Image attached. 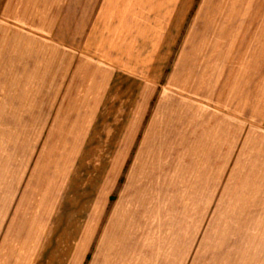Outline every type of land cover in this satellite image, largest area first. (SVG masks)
Here are the masks:
<instances>
[{"label":"rangeland","instance_id":"1","mask_svg":"<svg viewBox=\"0 0 264 264\" xmlns=\"http://www.w3.org/2000/svg\"><path fill=\"white\" fill-rule=\"evenodd\" d=\"M41 4L34 13L21 9L29 23L24 30L44 37L53 31L57 42L81 53L83 70L69 73L82 87L75 84V92L102 91L103 100L89 98L95 99L88 105L91 113L80 117L64 119L63 112L60 119H43L51 109L41 103L40 118L32 117L35 112L16 118L21 81L16 66L8 73L0 67V255L29 259L37 247H12L15 225L37 223L40 239L47 225L53 228L47 239L55 240L54 264H67L69 239L72 255L75 246L82 251L80 264H92L98 246L107 240L122 243L128 227L136 225L143 234L147 225H164L165 235V225L192 208L202 185L186 176L189 169L177 166L178 129L198 127L211 112L208 107L248 117L261 113L264 125V87L223 84L231 73L233 79L244 75L256 59L264 67V0ZM23 82L30 101L33 88L30 80ZM78 123L83 127L76 134ZM30 179L34 182L27 184ZM113 222L120 228L116 238L107 232Z\"/></svg>","mask_w":264,"mask_h":264},{"label":"crops","instance_id":"2","mask_svg":"<svg viewBox=\"0 0 264 264\" xmlns=\"http://www.w3.org/2000/svg\"><path fill=\"white\" fill-rule=\"evenodd\" d=\"M41 1L45 0H3L0 6V67L7 73L16 70V81L18 78L21 81L17 84L21 87V95L14 101L18 106L16 118L26 117L30 112L37 114L34 113L33 118H40L41 103L48 106L47 110L51 109V116H43V119H60L63 112H66L64 119L73 118L76 113H80L79 117L90 114L88 105H92L95 99L102 101L103 92L101 89L99 94L87 91L79 95L75 92V84L80 90L82 87L69 73L77 67L83 70L82 54L73 51L76 49L68 43L57 42L52 37L53 31L44 37L46 35L39 31L33 34L24 30L29 23L23 19L21 9L34 13V8L37 11L41 7ZM36 13L38 15L39 11ZM47 17L49 22L54 15L45 19ZM71 20L66 18L65 23ZM258 61L256 59L249 68L246 67L244 75L233 79L231 73L228 82L224 79V87L263 88L264 67ZM25 78L30 80L33 88L31 102L23 95ZM58 97L61 100L57 108L54 104ZM91 97L95 99L89 102ZM225 106L227 110L228 104ZM207 110L211 112L198 127L188 130L182 126L181 132L177 130L174 149L177 166L189 169L191 174L186 176L202 185L193 198L192 208L178 214L175 223L166 224L165 235L162 234L164 225H147L150 229L143 234L141 229L136 230V225L128 227L130 233L122 236V243L107 240L106 245L98 246L92 264H264V125L259 117L261 113L248 117L242 112L238 115L226 112L221 107H208ZM193 122L196 125L194 118ZM82 127L78 123L72 130L76 129L79 134L77 130ZM200 169L206 174L200 175ZM187 178L186 182L190 180ZM32 182L30 179L27 184ZM107 227L111 229L107 228V232H111L112 238L119 236L118 224L113 222ZM10 228L8 230L14 231ZM40 228L37 223H16V239L12 247L37 249L29 259L27 256L26 261L18 255H0V264L56 263L55 240L47 239L53 228L47 225L42 239ZM82 243L80 240V248ZM67 247L71 250L65 263L80 264L82 251H77L75 246L72 255L70 239L64 243V248ZM39 249L42 251L35 258Z\"/></svg>","mask_w":264,"mask_h":264}]
</instances>
